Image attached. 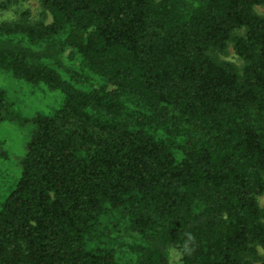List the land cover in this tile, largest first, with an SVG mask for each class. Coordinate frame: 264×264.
<instances>
[{
	"label": "trees",
	"instance_id": "obj_1",
	"mask_svg": "<svg viewBox=\"0 0 264 264\" xmlns=\"http://www.w3.org/2000/svg\"><path fill=\"white\" fill-rule=\"evenodd\" d=\"M39 1L0 71L62 100L22 120L0 264H264V0Z\"/></svg>",
	"mask_w": 264,
	"mask_h": 264
},
{
	"label": "rangeland",
	"instance_id": "obj_2",
	"mask_svg": "<svg viewBox=\"0 0 264 264\" xmlns=\"http://www.w3.org/2000/svg\"><path fill=\"white\" fill-rule=\"evenodd\" d=\"M0 22H12L19 18L21 12H28L29 21H50V16L42 7L39 0H0ZM255 12L264 15V5L256 6ZM219 59L230 61L237 66L241 65L240 59L232 48L219 55ZM0 87L4 90L8 100L12 103L15 117L11 120L0 122V146L6 151V157L0 159V202L16 183L19 176L20 160L24 155L26 139L32 128L28 121L36 113L48 114L59 106L62 94L43 83L31 84L23 79H17L9 73L0 71ZM264 207V196L259 198ZM263 251H261V254ZM174 258L179 259V252H174Z\"/></svg>",
	"mask_w": 264,
	"mask_h": 264
}]
</instances>
